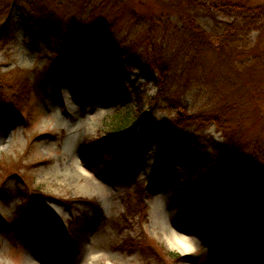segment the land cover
Segmentation results:
<instances>
[{"label": "rangeland", "instance_id": "rangeland-1", "mask_svg": "<svg viewBox=\"0 0 264 264\" xmlns=\"http://www.w3.org/2000/svg\"><path fill=\"white\" fill-rule=\"evenodd\" d=\"M40 1L70 25L80 22L81 37L94 40L105 32L102 57L111 62L119 60L108 52L139 51L147 36L162 38L170 52L187 31L201 30L210 42L177 83L172 80L177 75L162 84L125 66L123 81L130 92L135 89L146 104L161 102L137 119L130 92L107 101L99 92L77 93L68 74L48 76V54L39 43L27 44L29 26L11 22L9 39L0 41V77L23 81L24 87L18 101H10L12 91H6L17 112L9 116L0 105V221L6 223L0 226V264H83L91 256L92 264H264V234L243 251L217 232L212 237V217L185 213L182 182L161 173L193 160L185 136L190 128L174 131L176 99L187 113L221 109L222 124L264 147V68L257 70L255 59L257 52L264 59V18L257 41L259 30L249 26L255 18L221 7L244 0ZM205 3L221 8L210 14L198 7ZM187 14L196 16L192 24L184 20ZM131 128L139 155L113 156L130 141ZM164 131L185 137L184 145L172 144L170 158L162 151ZM198 132L207 141L222 140L213 123ZM225 171H216V179ZM247 189L256 196L239 226L246 218L253 225L264 220V171L251 175ZM173 232L189 238L191 251L170 244Z\"/></svg>", "mask_w": 264, "mask_h": 264}, {"label": "trees", "instance_id": "trees-1", "mask_svg": "<svg viewBox=\"0 0 264 264\" xmlns=\"http://www.w3.org/2000/svg\"><path fill=\"white\" fill-rule=\"evenodd\" d=\"M247 1L223 3L221 7L243 10L246 15L249 14L255 18L256 20L252 21V24L249 23V26L252 30H259L258 41L262 32L259 24L264 18V4L249 6ZM199 5L206 7L210 14L221 8L214 3L198 4V7ZM195 17L187 14L184 20L192 24ZM14 20H21L29 26L28 46L33 48L34 45L31 43H39L42 50L48 54L49 62L46 69L48 76L56 79L63 74H68L77 93L90 95L99 92L100 96L107 101L130 92L126 82L123 81V70L126 65L130 68L135 67L133 69L151 81H160L159 83L162 84L172 79L171 76L177 75L176 81L174 77L172 79L177 83L181 73L186 69L188 71V67L194 64L192 62L194 55L205 43L210 42L201 30L196 29L192 31L194 33L187 31L189 34L182 35V43L176 45L175 50L170 52L166 50L162 38L161 41H157V38L147 36L144 39L143 48L139 51L131 50L130 47L114 50L113 53L108 52L112 55L111 57L115 56L119 60L111 62L110 59L102 57L104 54L101 49L106 46L104 38L108 37L105 32H102L100 38L95 39V37L94 40L87 39L85 36L81 37L80 22L70 25L40 0H0V41L9 39L10 25ZM255 56V59L259 60L257 70L263 69V56L258 55V52ZM2 79L0 77V105L5 106L7 113L11 116L18 110L16 106H13L14 103L11 105V102H7L9 98L6 91H12L10 101L13 98L18 101L23 94L21 89L24 85L23 81L9 82L8 78ZM25 87L27 88L26 84ZM130 93L135 101V118L137 119H141L145 113L161 105V102L154 100H148L146 104L135 89ZM175 108L177 114L173 120L174 131L181 127L190 128V132L185 136H189L188 148L193 149V160L190 164L177 167L170 172L169 169H164L161 173L168 172L182 182L181 203L185 213L201 214L203 220L211 216L210 235L213 237L217 232V237L226 240L227 243H236L243 251L253 239L264 234V220L253 225V222L246 218L244 225L238 224L248 203H251L253 196H256L255 190L248 194L247 186L251 175L258 173L259 170L264 171V167L261 166V164L264 166V147L258 140L252 142L244 140L240 137L239 131L222 124L221 121L226 119V114L221 109L187 113L186 106H181L179 99H176ZM208 122L216 125L222 132L221 141H207L200 135L199 129ZM128 131L131 134L130 141L122 142L117 152L112 154L113 156L129 158L130 155H139V150L135 146L138 137L135 136L133 128ZM109 132L113 135V132ZM164 134L166 141L162 151L170 158L172 144L184 145L185 137L177 138L168 131H164ZM221 170H226L225 176L217 180L215 173ZM246 174H250V177ZM187 190L193 192L188 193ZM250 209H254L253 204H250ZM5 225V222L0 221V226L5 227Z\"/></svg>", "mask_w": 264, "mask_h": 264}, {"label": "bare ground", "instance_id": "bare-ground-1", "mask_svg": "<svg viewBox=\"0 0 264 264\" xmlns=\"http://www.w3.org/2000/svg\"><path fill=\"white\" fill-rule=\"evenodd\" d=\"M170 244L176 245L182 253H188L193 248V245L188 237L180 235L176 232H173L168 237ZM95 256H91L85 263L83 264H92Z\"/></svg>", "mask_w": 264, "mask_h": 264}]
</instances>
